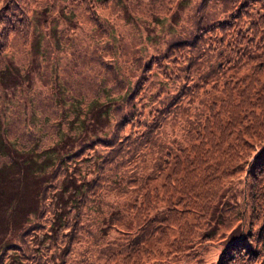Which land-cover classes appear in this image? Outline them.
<instances>
[{
    "label": "rangeland",
    "instance_id": "obj_1",
    "mask_svg": "<svg viewBox=\"0 0 264 264\" xmlns=\"http://www.w3.org/2000/svg\"><path fill=\"white\" fill-rule=\"evenodd\" d=\"M257 5L241 19L244 32L258 18ZM221 7L222 0H36L22 22L17 6L0 11L12 26L0 47V247L30 242L39 250L31 259L41 261L33 264H219L225 251L223 264H247L230 243L247 236L240 168L257 149L228 152L229 175L219 180L188 166L187 192L161 190L155 168L168 150L178 154L189 145L199 125H213L231 109L228 100L210 103L221 88L240 127L264 138L263 123L236 109L254 62L204 81L188 64L213 59L225 46L216 24L231 10ZM204 64L199 72L207 71ZM148 134L156 144H142L132 158L97 142L84 145L103 136L130 150L131 140ZM67 152L75 153L56 167ZM165 161L163 176L173 164ZM139 186H155L158 194L134 216L133 200L145 191ZM14 259L11 253L2 264Z\"/></svg>",
    "mask_w": 264,
    "mask_h": 264
},
{
    "label": "trees",
    "instance_id": "obj_2",
    "mask_svg": "<svg viewBox=\"0 0 264 264\" xmlns=\"http://www.w3.org/2000/svg\"><path fill=\"white\" fill-rule=\"evenodd\" d=\"M35 1L36 0H3V4L0 6V11L9 9L10 5H15L18 7L16 13L18 17L16 20L19 19L22 22L25 20L24 13L29 9L30 5L35 3ZM222 3L223 7L219 8V11L222 9L224 11L231 10L227 20H224L221 24H216L217 29L220 31V36H218L220 43L225 44V46L222 50L217 49L213 59L204 58L200 63L196 60L194 62L190 60L188 61V64L194 66L193 69L196 68L198 74L201 75V81H204L210 77L211 74H215L216 72L220 75L219 70L224 68L231 69L235 66H241L244 63L250 64L254 62V67L246 74L248 77L243 78L244 84L236 95L238 97L236 109L239 114L243 112L254 114L264 125V14H260L259 12L264 11V0H222ZM256 3H258V18L252 23L250 22L249 31L244 32L242 30L243 24L241 25V23L243 22H241V19L243 16H248V9L254 7ZM3 16H5V14H0V24L2 23V27L0 28V47L3 45L2 40L5 35L12 30V26H9V24H11L10 20L8 21V19H4V21H1ZM226 27H228V31H225ZM230 27H232V29H230ZM207 30L213 31L212 25ZM227 38L228 40L225 42V39ZM211 50H213L212 46ZM194 57L196 58L197 56ZM258 57L263 58L256 62ZM216 60H220V67L215 65ZM204 62H207V71L199 72L197 68L205 66ZM189 70L190 68H188V72H190ZM260 76H263V79ZM216 89V86H212V91H215ZM220 92V96L213 97V100H211L210 103H218L221 105L225 100H228V103L225 106L231 105V109L227 110L226 114L221 119L216 120L213 125H199L194 133L193 141L189 145L184 146L178 154L172 153L170 150L164 153L163 159H161L162 163L156 164L155 166L157 170L156 173H158L157 177L161 179V190L163 188L177 186L180 191L187 192L193 188V185L188 184L185 180L188 166H191L192 168L202 166L208 170L209 179L212 177L215 180H219V177H226L229 175V164L231 159L228 156V152L243 147L251 148L253 151L257 149L252 159L246 161L247 166L240 168L245 170L247 178L244 185L243 197V204L249 212L248 230L246 232L247 236L246 238L240 236L239 240L234 243L231 242L230 244L234 247V254L237 253V255L245 256L247 264H255L258 257H262L264 262V143H261L264 138L257 134H252V131L249 129L240 127L241 121L237 119V115L232 108L234 104L233 99L230 98V94L226 89L221 88ZM126 105H129V96L126 97ZM176 106L177 105H175V107ZM171 110L168 111V114L171 113ZM249 113H245V115ZM126 114L132 115V110H128ZM125 119H127V116L123 115L122 119L117 123V126H119V124ZM2 134L3 133L0 131V138ZM144 138L145 139H142L141 141L137 138L131 140L129 143L131 146L130 150H125V146H121L119 142H114L111 138L107 139L103 136L91 137L86 140L84 145L88 142H97L108 147L113 153H129L128 151H130L132 158L137 152V148L142 144H156V138L151 134L146 135ZM3 143L4 141L0 139V145ZM162 149L163 148L160 147L158 153H160V150L162 151ZM217 152L224 153H222L218 159L212 158ZM74 153L75 152L71 154L68 152L62 153L60 163H58L56 167L61 166L62 169L63 166L61 163L65 161L66 158L74 155ZM0 154L3 153L0 152ZM137 156L143 157V154L138 153ZM177 157L180 158L181 161ZM156 158H158V156ZM166 158L167 160L172 158L173 164L170 172L163 176V165L164 162L167 163L165 161ZM102 161L104 164H107L110 162V158L106 156L102 158ZM181 163H184L183 170L181 171L182 174L178 172V167ZM102 167H104V165H102ZM133 175L136 177L135 171L133 172ZM150 177L151 175H147L145 176V179ZM128 181L132 182L131 179ZM151 181L152 180L148 181L147 185H150ZM92 183H95L94 185L97 186L99 184V179L94 178ZM114 184L116 187L119 186L116 182H114ZM139 187H141L142 190L145 189V187ZM157 194V188L152 186L151 188L145 189L142 195L138 194V196H135L133 205L136 206V202H139L137 208L134 206L132 207V209L135 210L132 214L136 216L137 212H140L141 205L145 202H149L150 200L155 201ZM43 203L44 200L42 201V204ZM169 209L170 211L166 217H170L169 214L172 212L170 207ZM261 222L262 224H260ZM30 227L31 226H28L24 229L23 234L26 233ZM78 227L81 228L82 225H79ZM116 227L118 229L121 228L119 226ZM230 248H228V250H230ZM36 249L37 248H33L30 245V242H24L23 240L21 242L3 244L0 247V264H2L3 260L8 258L11 253L15 255V259L13 260L14 264H30V262L32 264L35 262L41 263L39 258H36L35 260L31 259V256H33L35 252H39V250ZM257 251L258 254L256 253ZM226 253L227 251L222 255L219 264H223L225 261V258L227 257ZM152 264H158V262ZM162 264L165 263L162 262Z\"/></svg>",
    "mask_w": 264,
    "mask_h": 264
}]
</instances>
